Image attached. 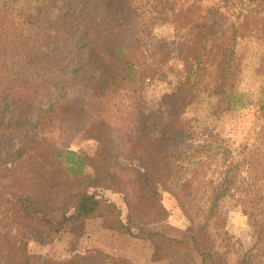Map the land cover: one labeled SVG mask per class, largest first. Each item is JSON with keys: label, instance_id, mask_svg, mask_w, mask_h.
Segmentation results:
<instances>
[{"label": "trees", "instance_id": "16d2710c", "mask_svg": "<svg viewBox=\"0 0 264 264\" xmlns=\"http://www.w3.org/2000/svg\"><path fill=\"white\" fill-rule=\"evenodd\" d=\"M222 3L159 5L154 17L138 0H0V141L16 139L19 146L11 154L12 169L0 160V204L9 206L0 212V264H132L96 248L73 250L65 260L27 250L31 239L46 246L70 223L95 220L106 231L148 242L152 262L180 257L182 264H255L264 244V189L245 195L259 204L243 209L253 227L251 249L230 261L228 247L220 249L212 233L220 202L237 190L236 165L211 190L203 220L189 218L184 229L168 223L158 192L183 157V116L202 99L220 112L255 105L264 136V88L256 100L237 91L234 49L238 38L264 40V0H247L246 13L230 25ZM164 25L174 39L153 36ZM177 50L176 86L160 100L167 122L154 133L142 87L164 73ZM259 72L264 76V57ZM35 110L40 112L32 121ZM114 132L121 135L127 163L117 169L111 163ZM75 136L94 142V153L70 149L65 140ZM125 184L133 185L131 194Z\"/></svg>", "mask_w": 264, "mask_h": 264}, {"label": "rangeland", "instance_id": "374dc122", "mask_svg": "<svg viewBox=\"0 0 264 264\" xmlns=\"http://www.w3.org/2000/svg\"><path fill=\"white\" fill-rule=\"evenodd\" d=\"M187 1L191 0H138L144 5L143 10L151 16L154 14V17H156L154 10L155 7H159V2L164 3L166 9ZM245 3L247 0H223L221 6L227 25L236 22L246 13L243 11ZM156 25L158 23L153 22L151 26ZM152 34L158 39H174L172 28L165 25L152 30ZM234 49L240 62L235 88L241 93L250 94L256 100L264 88V76L259 72L260 60L264 57V40L251 36L238 38ZM181 59V52L177 50L169 59L164 73L146 81L142 87L145 108L149 113V128L154 133H158L167 122L168 109L160 104V100L165 93L176 86ZM209 82L212 83L211 79ZM54 97L55 94H51L45 98L41 105L42 109H45ZM36 110L30 116L32 121L40 112ZM4 114L7 119L9 115ZM183 121V127L187 132V140L180 147L183 157L174 164L164 184L174 189L182 204L165 192L164 185L160 184L158 187L162 203L169 214L168 223L173 227L184 229L190 224L189 218L195 221L203 220L211 190L218 185L229 166L236 165L239 171L235 187L237 190L233 196L226 197L220 202L218 206L220 220L216 223L212 222V233L216 234L214 238L216 236L217 246L220 249L221 246H227L231 253L230 261H234L238 253L251 249L255 242L251 221L243 209L247 206L259 205L256 197L251 196V201L247 199L245 196L247 189H253L250 195L254 191L255 194H260L264 189L263 121L255 105L245 109L220 112L206 98L189 109L184 114ZM120 137L119 132H114L115 147L111 162L113 169L127 164L124 148L118 145L121 142ZM65 141L74 151L89 155L95 151L94 142L79 136ZM18 147L16 139L12 142L0 141V160L6 162V168L14 167L11 154ZM128 164L134 167L138 165L137 161ZM89 172L90 170H87L86 173ZM124 189L127 194H131L133 185L125 184ZM112 200L125 211L121 198L114 196ZM6 207L9 206L1 203L0 212ZM88 234H91V237ZM98 246L104 249V251L100 250L106 255L125 257L132 264H182L180 257L170 261L152 262L150 259L152 249L148 242L124 235L109 236L101 231L97 220L70 223L62 229L55 241L46 246L39 245L36 240L31 239L27 250L30 254H45L52 259L65 260L72 256L73 250L83 253L87 249H98ZM254 263L264 264V244L256 252Z\"/></svg>", "mask_w": 264, "mask_h": 264}, {"label": "crops", "instance_id": "0c3cea01", "mask_svg": "<svg viewBox=\"0 0 264 264\" xmlns=\"http://www.w3.org/2000/svg\"><path fill=\"white\" fill-rule=\"evenodd\" d=\"M96 221V220H95ZM97 222H99V224H100V229H101V231L102 232H105L107 235H109V236H118L117 234H114V233H112V232H109V231H106V230H104L103 228H102V225H101V221L100 220H97ZM90 237H91V234H88ZM98 249H101V250H103L104 251V249L101 247V246H98Z\"/></svg>", "mask_w": 264, "mask_h": 264}]
</instances>
